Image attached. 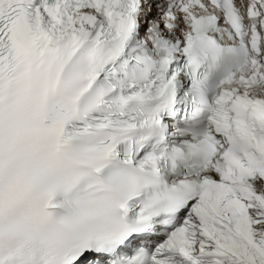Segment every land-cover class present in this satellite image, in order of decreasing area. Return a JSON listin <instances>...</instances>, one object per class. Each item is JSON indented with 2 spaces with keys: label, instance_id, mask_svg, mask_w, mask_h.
<instances>
[{
  "label": "snow or ice",
  "instance_id": "snow-or-ice-1",
  "mask_svg": "<svg viewBox=\"0 0 264 264\" xmlns=\"http://www.w3.org/2000/svg\"><path fill=\"white\" fill-rule=\"evenodd\" d=\"M0 264H264V0H0Z\"/></svg>",
  "mask_w": 264,
  "mask_h": 264
}]
</instances>
